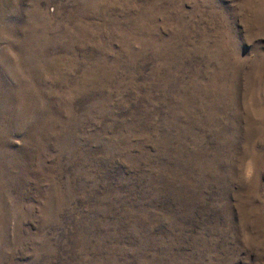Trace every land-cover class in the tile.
I'll return each mask as SVG.
<instances>
[{
	"label": "rangeland",
	"instance_id": "rangeland-1",
	"mask_svg": "<svg viewBox=\"0 0 264 264\" xmlns=\"http://www.w3.org/2000/svg\"><path fill=\"white\" fill-rule=\"evenodd\" d=\"M0 264H264V0H0Z\"/></svg>",
	"mask_w": 264,
	"mask_h": 264
}]
</instances>
